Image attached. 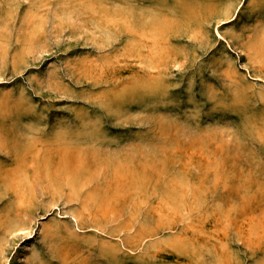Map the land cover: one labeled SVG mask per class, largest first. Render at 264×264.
I'll return each instance as SVG.
<instances>
[{
  "label": "rangeland",
  "instance_id": "374dc122",
  "mask_svg": "<svg viewBox=\"0 0 264 264\" xmlns=\"http://www.w3.org/2000/svg\"><path fill=\"white\" fill-rule=\"evenodd\" d=\"M0 264H264V0H0Z\"/></svg>",
  "mask_w": 264,
  "mask_h": 264
},
{
  "label": "bare ground",
  "instance_id": "6f19581e",
  "mask_svg": "<svg viewBox=\"0 0 264 264\" xmlns=\"http://www.w3.org/2000/svg\"><path fill=\"white\" fill-rule=\"evenodd\" d=\"M6 140V139H5ZM65 163V162H64ZM64 165V164H63ZM63 167H67V165L65 164ZM65 171H63V173H64ZM5 177H6V175H5ZM8 177V176H7ZM73 178V177H72ZM4 180V179H3Z\"/></svg>",
  "mask_w": 264,
  "mask_h": 264
}]
</instances>
